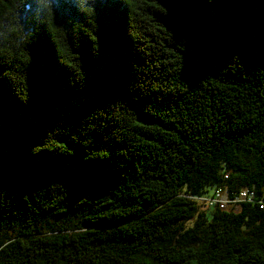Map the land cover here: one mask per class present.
Here are the masks:
<instances>
[{
  "label": "trees",
  "instance_id": "obj_1",
  "mask_svg": "<svg viewBox=\"0 0 264 264\" xmlns=\"http://www.w3.org/2000/svg\"><path fill=\"white\" fill-rule=\"evenodd\" d=\"M220 188L264 199V0H0V264H264Z\"/></svg>",
  "mask_w": 264,
  "mask_h": 264
},
{
  "label": "built area",
  "instance_id": "obj_2",
  "mask_svg": "<svg viewBox=\"0 0 264 264\" xmlns=\"http://www.w3.org/2000/svg\"><path fill=\"white\" fill-rule=\"evenodd\" d=\"M189 199L193 202L202 204L206 208H216L220 210H228L231 212H238L240 204L245 202H258L261 208H264V199L256 196L253 190L246 188L241 189L237 193H230L225 189H215L214 192L208 196H190Z\"/></svg>",
  "mask_w": 264,
  "mask_h": 264
},
{
  "label": "rangeland",
  "instance_id": "obj_3",
  "mask_svg": "<svg viewBox=\"0 0 264 264\" xmlns=\"http://www.w3.org/2000/svg\"><path fill=\"white\" fill-rule=\"evenodd\" d=\"M192 222H189L188 225H191Z\"/></svg>",
  "mask_w": 264,
  "mask_h": 264
}]
</instances>
